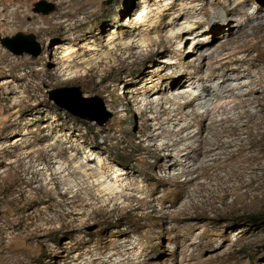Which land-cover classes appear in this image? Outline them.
<instances>
[{"label":"rangeland","instance_id":"1","mask_svg":"<svg viewBox=\"0 0 264 264\" xmlns=\"http://www.w3.org/2000/svg\"><path fill=\"white\" fill-rule=\"evenodd\" d=\"M260 1L0 0V264H264V102L257 104L264 48L254 45L256 32L264 36ZM170 2L178 6L168 10ZM40 3L56 7L39 12ZM183 3L194 8L180 14ZM63 7L72 13L58 26ZM143 7L148 16L140 19ZM8 16L15 25H4ZM229 16L243 29L235 37L227 25L219 29L218 19ZM141 34L152 44L140 48ZM128 35L134 46L126 49ZM162 44L168 48L156 53ZM93 52L99 65L65 73L64 61L73 66ZM181 67L187 88L172 89ZM191 71L198 89L188 88ZM72 88L102 100L88 103L95 120L57 103L79 101ZM189 93L197 100L184 107ZM195 111L206 125L220 121L217 131L191 140L200 132ZM104 181L117 183L123 199L106 194Z\"/></svg>","mask_w":264,"mask_h":264},{"label":"bare ground","instance_id":"2","mask_svg":"<svg viewBox=\"0 0 264 264\" xmlns=\"http://www.w3.org/2000/svg\"><path fill=\"white\" fill-rule=\"evenodd\" d=\"M146 2V1H145ZM145 5H146V3H145ZM175 6H178V5H176V2H170L169 4H168V6H167V9L168 10H173L174 8H176ZM145 7H143L142 8V10H141V12H140V14L139 15H141L140 16V19H145V18H147V16H148V7L146 8V9H144ZM191 8H194V4H192V3H189V4H187V5H184V3L182 4V7H181V9H180V14H184L188 9H191ZM79 9H81V6H80V8H77V11L79 10ZM143 9H144V11H143ZM166 9V10H167ZM167 10V11H168ZM226 12H227V14H229V15H233L235 12H237V8H228L227 10H226ZM18 12H16V14H17ZM72 13V10H66V8L65 7H63L62 9H61V11L59 12V14H58V16H57V21L58 22H56L57 24L56 25H58V26H61V25H63L62 24V22H59V20H61V19H63L64 17H66L67 15H69V14H71ZM237 14V13H236ZM15 15V14H14ZM245 14H243V16H244ZM242 16V17H243ZM244 18V17H243ZM246 19H249L250 21H251V19H250V17L248 16V15H246V17H245ZM13 19V21H11V18L8 16V18H6L5 19V22H4V25H15L16 24V18L14 17V18H12ZM218 21H219V25H220V28L219 29H222L225 25H227L228 27H229V32L231 33V34H233L234 35V37H235V34H237V33H241V32H243L242 30V27H240V28H236V27H234L232 24H230V22L232 21V17L231 16H229V17H227V18H221V19H218ZM249 21V22H250ZM253 21V20H252ZM238 23V22H237ZM241 23V22H240ZM245 23V22H244ZM242 24L243 23H241L240 25L242 26ZM246 24V23H245ZM248 24V23H247ZM250 24V23H249ZM3 25V26H4ZM259 26V25H258ZM195 27H197V26H194V23L193 22H191V21H189L188 20V25H187V28H190L191 29V31H194V29H195ZM255 28H257V27H255ZM4 29L7 31L8 30V28L6 27H4ZM218 29V30H219ZM39 30H43V28L42 27H39ZM201 30H203V29H201ZM223 30H225V29H223ZM48 31H49V29H48ZM215 32V34H216V32H217V30H215L214 31ZM168 33H170L171 35L174 33V31H169ZM191 34H192V32H191ZM247 34V33H246ZM246 34H241V36L240 37H244V36H246V37H250V36H247ZM254 34V33H253ZM142 35V34H141ZM159 34H157V36H158ZM160 36V35H159ZM173 36V35H172ZM197 36H199V34H197ZM239 36V35H238ZM253 36V35H252ZM251 36V38H253ZM237 37V36H236ZM78 38V37H77ZM157 38V37H156ZM173 38V37H172ZM264 39V36H259V32H256L255 34H254V39H256V43H254V45H255V47L260 51V49H261V52H262V48H264L262 45H261V42H260V40L261 39ZM159 39V38H158ZM190 39V38H189ZM232 39V38H231ZM240 39V38H239ZM260 39V40H259ZM108 40H109V38H108ZM133 36H130V35H128V36H126V37H124L122 40H121V44L126 48V49H128V48H130L131 47V45H132V47L134 46V43H133ZM170 40V39H169ZM196 40V37H194L193 39H192V42L194 43H196L197 41H195ZM259 40V41H258ZM95 41V40H94ZM152 40H151V37H150V34H148V35H142L141 36V38L138 40V46L140 47V48H145V47H148L149 45H151L152 44V42H151ZM168 41V40H167ZM173 41V40H172ZM227 41V40H226ZM225 41V42H226ZM239 41V40H238ZM249 41H251V40H249ZM262 41V40H261ZM156 42V41H155ZM205 41H201L200 39H199V41L197 42V43H204ZM234 42V41H233ZM255 42V41H254ZM117 43V42H116ZM151 43V44H150ZM159 43V42H158ZM86 44V48L87 47H89L90 49L89 50H92V47H93V45L94 44H92V42H88V43H85ZM155 44H157V43H155ZM264 44V43H263ZM111 47V46H110ZM162 47H163V49H162ZM168 48V46H166V45H164L163 46V44H162V46H161V49L162 50H157V52L156 53H159V52H164V50H166ZM88 49V48H87ZM197 49H199L198 48V45H196L195 47H194V50L196 51ZM200 50V49H199ZM63 52L62 53H64V54H67V55H69L68 54V52H70L71 50H70V48H64V50H62ZM194 51V52H195ZM234 51V50H233ZM113 52H111V51H108V52H106L105 53V55L107 56L106 58H108V57H110L111 56V54H112ZM176 54V53H175ZM262 55V54H261ZM148 56V55H147ZM209 56V55H208ZM208 56H206V57H208ZM65 57H66V55H65ZM149 57V56H148ZM147 57V58H148ZM230 59H231V56L229 55L228 56ZM150 58V57H149ZM248 57H246V58H241V60L242 61H247L248 59H247ZM64 59V58H63ZM226 59V58H225ZM62 60V59H61ZM69 59H67L66 61H64L63 62V66H65L64 67V71H65V73H67V75H69V77H73V76H75V74H77L79 71H86V69H88V68H93V67H95V66H97V65H99V63H100V61H101V57L100 56H98V55H96V53H91L90 54V56H86V55H84L82 58H81V60H82V62L81 63H77V64H75V65H73V66H71V65H69V61H68ZM171 60V59H170ZM180 62V61H179ZM170 64H173L174 63V61L173 62H169ZM177 64V63H176ZM200 65V64H199ZM199 65H197V66H199ZM190 66V65H189ZM171 67V66H170ZM186 68V67H185ZM185 68H182L181 67V69L178 71L179 73V75H177L176 73V75H174L173 73V82H172V84H171V86H170V88H174V87H179L181 84L183 85V87L185 86L186 87V85L184 84V78L182 79V76L184 75V74H186V69ZM191 69V68H190ZM190 71V70H189ZM194 71V70H193ZM192 72V71H191ZM199 72V71H198ZM196 73H197V71H195V72H192L190 75L191 76H189V79L187 80V84H188V88H192V89H195V88H199V85H198V82H197V80L196 79H198L197 77H196ZM170 75V74H169ZM198 75V74H197ZM208 80V79H207ZM202 81H203V79H202ZM211 87V86H210ZM181 88V87H180ZM187 88V87H186ZM207 90V91H206ZM233 90V89H232ZM231 90V91H232ZM193 91V90H192ZM203 91H205V93H206V96H208V97H211L210 96V92H209V87H207V86H205L204 85V88H203ZM228 91H230V90H228ZM186 92V91H185ZM233 92V91H232ZM187 93V92H186ZM228 93V92H227ZM190 94V93H189ZM187 95H188V93H187ZM197 95V94H196ZM195 94H190V96H193L191 99H189L187 102H185L183 105H184V107H188L189 105H191L192 103H194V101H196L197 100V96H196ZM213 96V95H212ZM215 97V96H214ZM173 98H175V97H173ZM187 98H188V96H187ZM217 98V97H216ZM218 98H220V100H222V98H221V96L219 97L218 96ZM164 100V99H163ZM186 100V99H185ZM208 101V100H207ZM210 101V100H209ZM213 101V100H212ZM233 101V100H232ZM231 101V102H232ZM211 102V101H210ZM220 102V101H219ZM218 102V103H219ZM224 102V104L226 103L225 101H223ZM229 102V101H228ZM263 102H264V99H259V101H257V104H259V107H261L262 105H263ZM174 103H176V102H174ZM243 103V102H242ZM255 103V102H254ZM219 105V104H218ZM228 106H229V104H227ZM236 105V104H235ZM234 105V107H232V109L234 110V109H238V108H240V106H238V105H236L235 106ZM193 106V105H192ZM220 106H223L222 105V103H221V105ZM224 106H226V104L224 105ZM220 108H223V107H220ZM229 108V107H228ZM231 108V107H230ZM181 109V108H180ZM186 109V108H185ZM218 109V107L216 106V107H214V111L216 112V111H219V110H217ZM226 109V108H225ZM228 109H226V111H227ZM230 110V109H229ZM228 110V111H229ZM208 111V110H207ZM207 111H205V113L207 112ZM213 111V110H212ZM223 111V110H222ZM239 111V110H238ZM244 111V110H243ZM181 112V111H180ZM196 112V111H195ZM210 112V111H209ZM208 112V113H209ZM232 112V111H231ZM176 113V112H175ZM179 113V112H178ZM207 113V114H208ZM212 113V112H211ZM210 113V114H211ZM218 113V112H217ZM224 113V112H223ZM226 113V112H225ZM228 113V112H227ZM243 113V112H242ZM180 114V113H179ZM184 114H186V113H184ZM214 114V113H213ZM215 115H216V113H215ZM223 115V114H222ZM228 115V114H227ZM176 116H177V114H176ZM179 116V115H178ZM195 116H196V122H197V126H199V129H200V132L199 133H195V135H193L194 134V132H192L193 134H191L189 137H192L191 138V140L193 139V138H196V139H199L200 140V138L202 137V135H203V133L206 131V130H209V129H212V130H216L217 131V128H216V126H218L217 124L218 123H220V121H216V118H214L215 119V121L214 120H211V122L210 123H208L207 125L205 124V120H208V117L206 116V115H204V114H200V113H198V112H196L195 113ZM241 116V115H240ZM193 117V119H195L194 118V115L192 116ZM216 117V116H215ZM224 117V116H223ZM226 117V116H225ZM177 118V117H176ZM175 118V119H176ZM212 118V119H213ZM173 119V118H172ZM179 119V118H178ZM210 119V118H209ZM230 118H227L226 117V121H228ZM224 120V119H223ZM171 121V120H170ZM179 121V120H178ZM195 121V120H194ZM222 121V120H221ZM209 122V121H208ZM224 122V121H223ZM226 123V122H225ZM224 124V123H223ZM227 124V123H226ZM225 125V124H224ZM223 125V126H224ZM193 126V125H192ZM221 126V125H220ZM190 127L191 126H189V125H187V126H185V127H182L181 129H183V130H188V129H190ZM222 127V126H221ZM226 127H228V126H226ZM236 127V126H235ZM216 128V129H215ZM180 129V130H181ZM158 131V130H157ZM178 131V130H177ZM177 131H176V135L178 134L177 133ZM224 131H226V132H228L227 131V129L225 130L224 129ZM155 132V131H154ZM174 132V131H173ZM184 132V131H183ZM182 131H181V133H183ZM188 132V131H187ZM210 132V131H209ZM213 132V131H212ZM180 133V132H179ZM179 134V135H182V134ZM185 133V132H184ZM219 133V132H218ZM216 133V137L218 138V139H222V138H220V135L221 134H223V133ZM229 133H230V131H229ZM229 133H228V135H229ZM154 138H156L158 135L157 134H151ZM171 135H173L172 133H171ZM175 135V134H174ZM187 135V134H186ZM193 135V136H192ZM223 136V135H222ZM221 136V137H222ZM184 137H186V136H184ZM225 137V136H224ZM183 138V137H182ZM187 138V137H186ZM184 140H185V138H183ZM188 140H190L189 138H187ZM197 141V140H196ZM184 142V141H183ZM185 142H186V140H185ZM222 142V141H221ZM228 143V142H227ZM226 143V141H224V144H227ZM232 143H234V142H232ZM175 144H176V141H175ZM217 144H218V142H217ZM217 144H216V146H217ZM223 145V144H222ZM222 145H220L221 147H223ZM226 146V145H225ZM228 147H229V145H227ZM176 148V147H175ZM186 148H188V147H186ZM192 148H194V147H192ZM212 148V147H211ZM219 148V147H218ZM214 149V148H213ZM192 150V149H191ZM198 150V149H197ZM208 150V149H207ZM190 151V150H189ZM209 151V150H208ZM211 151H213L212 149H211ZM175 152H178V151H176L175 150ZM198 152V151H197ZM205 153V152H204ZM203 154V153H202ZM206 154V153H205ZM226 154V153H225ZM172 154H170V156H171ZM201 155V154H200ZM231 155V154H230ZM236 155H237V153H236ZM178 155L176 154V156L175 157H177ZM223 156V155H222ZM232 156V155H231ZM231 156H229L230 158H232ZM254 156V155H253ZM257 156V155H256ZM239 157V156H238ZM173 158H174V156H173ZM188 158V157H187ZM218 158H219V156H218ZM223 158V157H222ZM233 158H234V156H233ZM232 158V159H233ZM236 158V157H235ZM216 159V158H215ZM214 159V160H215ZM220 159V158H219ZM226 159V158H225ZM223 160V159H222ZM230 160V159H229ZM248 160H250V159H248ZM171 161V160H170ZM208 161V160H207ZM228 161V160H227ZM232 161H234V160H232ZM252 161V160H251ZM78 162H80V161H78ZM209 162H210V160H209ZM214 162H216V160L215 161H213V163ZM231 162V161H230ZM229 162V163H230ZM237 162V161H236ZM217 163V162H216ZM219 163V162H218ZM224 163V162H223ZM232 163V162H231ZM230 163V164H231ZM232 164H234V163H232ZM204 165H207V164H205L204 163ZM215 165V164H214ZM213 164L212 165H210V166H208V167H206V168H204L205 170L204 171H206V172H211L212 170H214V168L216 167V166H214ZM235 165V164H234ZM102 166V165H101ZM105 166V165H104ZM172 166H176V163H173V165ZM231 166V165H230ZM237 166V165H236ZM233 167V166H232ZM218 169V168H217ZM222 169V168H221ZM203 171V172H204ZM104 173V172H103ZM218 173V172H217ZM188 174V173H187ZM215 176V175H214ZM95 177V176H94ZM99 177V176H98ZM101 178V177H100ZM100 178H97V176H96V179H97V181H100L101 179ZM134 178V177H133ZM137 178V177H136ZM188 181H191L192 182V180H188ZM101 182V181H100ZM103 182V181H102ZM105 182L106 181H104V183H99L100 184V186L103 188V190L106 192V194H109V195H111V197H115L116 199L115 200H122L123 199V195L121 196V197H119L118 195H117V193H118V190H119V186L117 185V183H115V184H112V183H106L105 184ZM190 183V182H189ZM184 184V183H183ZM186 184V183H185ZM184 188V187H183ZM185 190V189H184ZM183 192V191H182ZM117 195V196H116ZM190 206V205H189ZM95 214V213H94ZM127 259V258H126ZM199 259V258H198ZM119 260V259H118ZM202 260V259H201ZM210 260V259H209ZM203 261V260H202ZM125 262V261H124ZM197 262V264H198V260L196 261ZM212 262V261H211ZM201 263V262H200ZM210 264V263H209Z\"/></svg>","mask_w":264,"mask_h":264},{"label":"water","instance_id":"3","mask_svg":"<svg viewBox=\"0 0 264 264\" xmlns=\"http://www.w3.org/2000/svg\"><path fill=\"white\" fill-rule=\"evenodd\" d=\"M261 2V4L264 6V0L263 1H260ZM44 3H40V4H38V9H37V11H39V12H44V13H49V12H51V11H53L54 9H55V5L54 4H49V5H47V9H45L44 7ZM21 36V35H20ZM22 37V36H21ZM32 39H33V42H34V37H31ZM9 41H10V39H7L6 40V47H8L9 49H11L12 51H14L11 47H10V45L8 44L9 43ZM37 47H38V45H37ZM39 48V47H38ZM16 53H22L21 51H18V52H16ZM31 53H33L35 56H37L38 54H40V50H38L37 52H31ZM68 91H73V92H77L78 93V97H79V101L78 100H74V99H69V102H66L65 101V103H62L61 101H57V103L60 105V106H62V107H64V108H66L67 110H69V111H71L73 114H75V115H77V116H79V117H81V118H83V119H86V120H90V121H93V120H95V118H93V116H91L90 115V110H89V105H88V103H92V102H94V101H100L101 103H102V100L101 99H99V98H97V99H88L87 100V98H84L83 96H82V93L80 92V89L79 88H72V89H69ZM111 115L109 114V117H110ZM97 120L100 122V124H103L104 123V120H101V119H99V118H97ZM0 214H1V212H0Z\"/></svg>","mask_w":264,"mask_h":264},{"label":"trees","instance_id":"4","mask_svg":"<svg viewBox=\"0 0 264 264\" xmlns=\"http://www.w3.org/2000/svg\"><path fill=\"white\" fill-rule=\"evenodd\" d=\"M251 218H253V217H251Z\"/></svg>","mask_w":264,"mask_h":264}]
</instances>
